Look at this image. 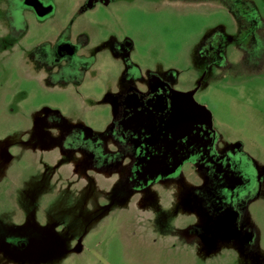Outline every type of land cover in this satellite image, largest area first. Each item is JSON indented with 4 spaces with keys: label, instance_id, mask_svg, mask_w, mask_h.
Masks as SVG:
<instances>
[{
    "label": "rangeland",
    "instance_id": "rangeland-1",
    "mask_svg": "<svg viewBox=\"0 0 264 264\" xmlns=\"http://www.w3.org/2000/svg\"><path fill=\"white\" fill-rule=\"evenodd\" d=\"M243 20L262 26L264 0H0V264H264V62L247 65ZM81 37L84 74L51 83L34 55ZM125 77L194 93L212 119L172 143L246 157L260 186L246 195L200 160L146 180L128 157H78L64 125L110 148Z\"/></svg>",
    "mask_w": 264,
    "mask_h": 264
},
{
    "label": "flooded vegetation",
    "instance_id": "flooded-vegetation-1",
    "mask_svg": "<svg viewBox=\"0 0 264 264\" xmlns=\"http://www.w3.org/2000/svg\"><path fill=\"white\" fill-rule=\"evenodd\" d=\"M251 25L252 23L249 25L242 24L239 34L245 38L238 43V47L247 57L248 66H251L253 62H256L257 65L264 62V36L261 35L264 34V20L263 25L258 26L253 32L248 30ZM253 37L256 39V43H253ZM219 43L220 37L213 42V48ZM76 44L77 47L74 48L71 44L63 43L60 40L56 46V51L50 49L46 55L36 53L34 65L40 69H48L47 76L51 83L58 81L57 73L63 70L67 72L64 81H69L71 79L69 76L72 73L77 80V76L84 74L83 70L86 66L82 60L85 55H89V52L82 51V46L85 44L84 37L77 39ZM214 61L209 65H214L216 69L228 66V61L224 64H219L217 60ZM126 79L125 88L121 90L118 96L115 127L110 134L111 138L107 139L110 148L109 145H104V149L94 150L88 143L90 140L89 131H86L84 136L76 138L74 126L64 125V128L66 126L65 133H67L65 140L70 139L72 141L73 147L71 149L80 152L78 157H114L121 159L120 162L128 157L129 163L125 166L127 171H140L146 180L161 179L162 174L169 173L177 161L183 159L200 160L203 161L206 176L208 173L216 172L220 177H227L235 181L237 190L246 191V195L250 193L252 188L256 189L260 186L259 182L263 177L262 172L259 171L261 169L254 164L247 163L246 157L239 155L238 157L229 155L228 157H214L210 151L206 153V149L202 146L186 148L185 144L176 147L172 143V140L176 142L188 140L189 136L196 132L195 128L199 127V130L206 131V127L212 119L206 106L198 103L193 97L194 93L192 94L191 91H186L187 93L184 94L176 93V91L171 90L166 81L160 80L155 83L154 88L148 89L146 95H142L133 89V81L129 77ZM48 121V118H44V122ZM154 127H156L154 132L156 137L159 136L165 144L154 138V133L151 134V129ZM125 138H133L137 142V145L134 146L135 152L130 148V145L125 143ZM177 148L179 149L177 154H172ZM216 148L217 151L211 150L213 154L216 152L219 154L221 150L218 146ZM127 182L131 187L136 186L130 177ZM239 191L236 192L239 193ZM239 196L244 197L241 193ZM223 209L225 211L221 210L224 212L223 215L227 216L226 208ZM224 219L226 218L224 217ZM238 220L237 233H244L246 231L244 217L238 218Z\"/></svg>",
    "mask_w": 264,
    "mask_h": 264
},
{
    "label": "trees",
    "instance_id": "trees-1",
    "mask_svg": "<svg viewBox=\"0 0 264 264\" xmlns=\"http://www.w3.org/2000/svg\"><path fill=\"white\" fill-rule=\"evenodd\" d=\"M248 3V2H247ZM250 3H248L249 5ZM250 6V5H249ZM243 25H248V22H245V20H243Z\"/></svg>",
    "mask_w": 264,
    "mask_h": 264
},
{
    "label": "crops",
    "instance_id": "crops-1",
    "mask_svg": "<svg viewBox=\"0 0 264 264\" xmlns=\"http://www.w3.org/2000/svg\"><path fill=\"white\" fill-rule=\"evenodd\" d=\"M248 3H250V2L248 1Z\"/></svg>",
    "mask_w": 264,
    "mask_h": 264
},
{
    "label": "water",
    "instance_id": "water-1",
    "mask_svg": "<svg viewBox=\"0 0 264 264\" xmlns=\"http://www.w3.org/2000/svg\"><path fill=\"white\" fill-rule=\"evenodd\" d=\"M205 107V106H204Z\"/></svg>",
    "mask_w": 264,
    "mask_h": 264
}]
</instances>
